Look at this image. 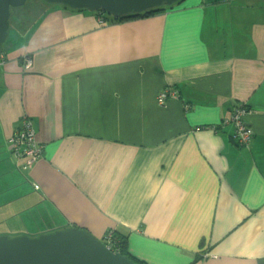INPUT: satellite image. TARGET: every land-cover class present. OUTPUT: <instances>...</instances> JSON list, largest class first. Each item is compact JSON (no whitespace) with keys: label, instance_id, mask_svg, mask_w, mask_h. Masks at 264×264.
<instances>
[{"label":"crops","instance_id":"1","mask_svg":"<svg viewBox=\"0 0 264 264\" xmlns=\"http://www.w3.org/2000/svg\"><path fill=\"white\" fill-rule=\"evenodd\" d=\"M42 9L16 22L0 68V148L23 120L43 146L18 169L40 235L113 231L145 264H264V0H182L121 23ZM169 87L179 99L159 106ZM236 104L244 148L223 125Z\"/></svg>","mask_w":264,"mask_h":264},{"label":"water","instance_id":"2","mask_svg":"<svg viewBox=\"0 0 264 264\" xmlns=\"http://www.w3.org/2000/svg\"><path fill=\"white\" fill-rule=\"evenodd\" d=\"M28 0H0V54L7 38L10 10ZM71 10L103 13L115 20L139 14L178 0H43ZM0 264H134L119 253H112L84 229L72 227L29 238L25 235L0 236Z\"/></svg>","mask_w":264,"mask_h":264},{"label":"rangeland","instance_id":"3","mask_svg":"<svg viewBox=\"0 0 264 264\" xmlns=\"http://www.w3.org/2000/svg\"><path fill=\"white\" fill-rule=\"evenodd\" d=\"M44 3L43 0H28L23 6L11 9L7 38L12 34L16 22H19L21 26L28 25L27 23L29 22L31 24L36 22L42 16L43 6L45 7V4H49ZM5 44L6 42L2 46ZM10 166L12 165L10 164ZM17 168L22 171L24 167L20 165ZM4 171L2 169L0 174V236H6L8 238H15L22 235L29 238L41 236L40 234L46 232V230L41 227V224L34 222L39 209L34 208L27 185L24 186L22 183L18 185L21 177H23L22 173L14 174L10 172L9 175H5ZM18 178H20L19 181ZM38 219L41 222L39 215ZM108 232H106L101 240L102 243Z\"/></svg>","mask_w":264,"mask_h":264},{"label":"built area","instance_id":"4","mask_svg":"<svg viewBox=\"0 0 264 264\" xmlns=\"http://www.w3.org/2000/svg\"><path fill=\"white\" fill-rule=\"evenodd\" d=\"M23 69L28 71L31 67V59L28 56L22 57ZM5 65V57L0 55V68ZM177 93L172 88L163 89L156 97L157 104L164 106L168 101L176 100ZM186 108V105H185ZM249 115L245 104H236L230 109L228 117L223 121V125H229L233 129V139L238 147H248L252 138L253 130L246 121ZM8 150L12 153L16 161L23 166H30L41 158L43 146L35 137V132L29 121L23 120L21 128L16 130L7 140ZM106 250L118 253V244L114 239V232L109 231L103 241ZM206 255H204V258Z\"/></svg>","mask_w":264,"mask_h":264},{"label":"trees","instance_id":"5","mask_svg":"<svg viewBox=\"0 0 264 264\" xmlns=\"http://www.w3.org/2000/svg\"><path fill=\"white\" fill-rule=\"evenodd\" d=\"M180 1L182 0H178L175 4L179 3ZM175 4L171 5V6H163L161 8H155L153 10H148V11H145V12H142V13H139V14H133V15H127V16H122L118 19H111L110 17H108L106 14H103V13H94L101 21L103 20H109L111 21L112 23H121V22H124V21H127V20H132V19H144V18H148V17H151L153 15H156V14H159V13H163L165 10L173 7ZM77 11V10H76ZM107 16V17H106ZM3 50V49H2ZM2 54V52H1ZM7 59L5 58V63H6ZM22 68V71L23 72H26L24 69H23V64L21 66ZM172 89L177 93V99H179V92L176 88H173ZM161 92V91H160ZM159 92V93H160ZM158 93V94H159ZM186 105V108H185V111H189L192 107L190 104H184V107ZM28 121V120H27ZM21 124L22 122L20 123V125L16 128V130H18L19 128H21ZM15 130V131H16ZM14 131V132H15ZM13 132V133H14ZM13 135V134H12ZM11 135V136H12ZM232 139H233V134H232ZM233 142H234V139H233ZM235 144V142H234ZM236 145V144H235ZM237 146V145H236ZM7 148V149H6ZM0 174L2 172V169L4 171V174L6 175H9L10 172H13L14 174L15 173H19V168H16V165L14 163V158L12 156V153L8 150V146L6 144L5 146V150L3 151L1 148H0ZM11 159L13 161V163L9 160ZM10 164L12 166H10ZM3 174V175H4ZM20 178H18V181H19ZM22 183V185H27V187L29 188V194H32L33 192H31V190H33V188L30 189V186L29 184L26 182V179H24L23 177H21V181L18 182V185H20ZM34 191V190H33ZM32 219V218H31ZM114 239L115 241L117 242L118 244V247L120 249V255L127 258L128 261L134 263V264H145L144 262L142 261H139L137 259H135L134 257H132L128 250H127V240L125 237H122L116 233H114ZM196 262V261H195Z\"/></svg>","mask_w":264,"mask_h":264},{"label":"clouds","instance_id":"6","mask_svg":"<svg viewBox=\"0 0 264 264\" xmlns=\"http://www.w3.org/2000/svg\"><path fill=\"white\" fill-rule=\"evenodd\" d=\"M0 55H2V54H0ZM103 244V243H102ZM103 246H104V244H103ZM119 253V252H118Z\"/></svg>","mask_w":264,"mask_h":264}]
</instances>
